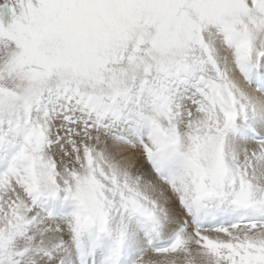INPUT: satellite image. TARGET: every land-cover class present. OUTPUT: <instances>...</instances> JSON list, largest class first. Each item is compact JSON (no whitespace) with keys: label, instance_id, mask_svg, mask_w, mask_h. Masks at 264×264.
Segmentation results:
<instances>
[{"label":"snow or ice","instance_id":"obj_1","mask_svg":"<svg viewBox=\"0 0 264 264\" xmlns=\"http://www.w3.org/2000/svg\"><path fill=\"white\" fill-rule=\"evenodd\" d=\"M0 264H264V0H0Z\"/></svg>","mask_w":264,"mask_h":264}]
</instances>
